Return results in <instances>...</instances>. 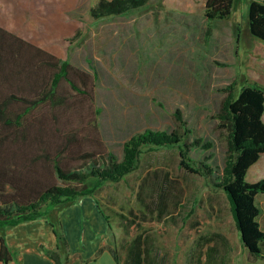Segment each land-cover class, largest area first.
Instances as JSON below:
<instances>
[{
    "label": "rangeland",
    "instance_id": "obj_1",
    "mask_svg": "<svg viewBox=\"0 0 264 264\" xmlns=\"http://www.w3.org/2000/svg\"><path fill=\"white\" fill-rule=\"evenodd\" d=\"M97 1L47 0L40 15L32 3L37 0H22L30 5L21 14L0 0V32L5 34L0 50L9 55L8 61L0 58V181H15L12 194H5L0 182V202L28 203L46 187L61 184L55 160L67 170H87L106 161L109 152L121 159L123 142L136 132H181L176 109L191 129L187 142L199 137L211 143L192 147L191 157L209 163L211 183L221 175L228 130L219 126L216 114L225 88L264 84V41L250 33V0H235L229 17L213 20L204 16L205 0H147L126 13L96 18L90 8ZM14 47L20 52L14 53ZM63 59L79 90L62 78L44 99ZM179 163L175 147L151 150L136 170L106 184L103 211L109 214L114 240L121 245L126 236L149 235L147 229L155 226L143 221L168 217L172 223L150 231L160 235L165 251L174 253V264H196L198 251L204 253L207 244L212 254L217 243L224 250L223 264L233 263L231 249L241 250L235 263L241 264L246 254L235 243L238 231L225 192L211 190L202 175ZM263 177L264 154L247 172L249 181ZM160 192L164 202L157 199ZM255 200L264 206V193ZM53 209L48 217L57 213ZM260 213L264 227V209ZM12 227H0V234Z\"/></svg>",
    "mask_w": 264,
    "mask_h": 264
},
{
    "label": "trees",
    "instance_id": "obj_2",
    "mask_svg": "<svg viewBox=\"0 0 264 264\" xmlns=\"http://www.w3.org/2000/svg\"><path fill=\"white\" fill-rule=\"evenodd\" d=\"M146 2L147 0H98L91 6L90 13L96 18L122 14L142 6ZM234 2L235 0H205L204 16L210 20L227 18L232 11ZM248 20L250 33L264 41V0H250ZM2 34L0 32L1 39L5 36ZM13 38L16 39L14 36ZM13 43L4 42L5 45L9 46H12ZM16 43L23 47L26 46V43H22L19 39ZM1 49L4 51L0 50V58L3 57V60L8 61L9 55L4 48ZM8 50L11 51L12 49ZM16 51L20 52L14 47V53ZM24 54H26L25 48ZM18 55V58L22 56L21 53ZM15 62L18 61L15 60ZM69 66L70 63L67 59L59 61V69L53 73L50 85L44 93V99L49 98L54 93L59 80L62 78L73 89L79 90L68 77ZM2 67H5V64ZM225 91L227 93L221 102L216 118L220 120L219 126H224L228 130L227 155L221 175L216 176L217 180L213 183L209 179L212 174V167L209 163L196 160L190 155L192 147L208 148L211 143L203 142V139L199 137L187 142L191 129L186 126L180 110L176 109L175 118L181 127V132L179 130L166 131L150 128L136 132L123 142L121 159L109 152L106 161L102 164H91L87 170L79 168L67 170L55 160L53 162L54 171L62 183L46 187L36 199L28 203H19L14 200L0 202V227L15 226L22 222L39 219L46 216L58 205L69 203L81 196H93L97 188L104 182L119 181L136 170L146 152L175 147L180 154L179 164L185 170L202 175L211 190L219 188L225 192L243 246L253 257L264 259V252L261 249V244L264 242V230L258 222L260 208L255 200L258 193H264V177L256 181L247 179L249 168L264 154V84L251 81L237 89V85L233 83L229 84ZM40 100L42 98L37 99V101ZM37 101L32 102V104L35 105ZM1 106L0 104V119L4 117V109ZM29 108L26 107L24 112H27ZM21 117L22 113L17 114L15 119L18 121ZM5 122L9 123L10 119L6 118ZM2 181L5 183L6 192L13 189L15 181L10 179L0 182ZM5 194H12V191ZM100 212L106 219L109 218L102 209ZM58 236L59 239L63 238L61 232ZM0 242V260L7 264L14 251L8 247L3 235H0ZM55 264L61 263L57 260Z\"/></svg>",
    "mask_w": 264,
    "mask_h": 264
},
{
    "label": "crops",
    "instance_id": "obj_3",
    "mask_svg": "<svg viewBox=\"0 0 264 264\" xmlns=\"http://www.w3.org/2000/svg\"><path fill=\"white\" fill-rule=\"evenodd\" d=\"M6 1L10 2L8 4L9 8L20 14L22 9L30 5V3L22 5V0ZM37 1L32 3L35 4L38 13L42 15L43 7H47V0ZM0 26L4 27L1 22ZM8 30L12 31L10 28ZM257 169L258 167H255V171ZM108 182L110 181L104 182L97 188L93 196H81L68 204L66 203V205L61 204L54 207L55 210H58L55 216L48 217L49 211L42 218L19 223L10 228L6 234H0L4 236L8 247L14 251L11 260L7 264H55L57 260L61 264H174V259L172 258L174 253L165 251L168 247L159 245L160 235L157 237L156 233L150 231L151 229L154 230L155 227L159 228L161 223L164 227L165 223H172V220L168 219V217H158V219L151 222L143 221L144 224H153L155 226L147 229L151 234H138L135 237L126 236L128 241L122 242L121 245L117 244L113 238V228L109 214H106L109 217L106 219L100 212L101 209L103 210L106 207V202H108V197L107 195L105 196L106 192L104 193V188L108 186L106 185ZM157 199L159 202H164L165 196L163 192L159 193ZM257 205L261 211L264 209L262 204L257 203ZM261 216L262 213H259L258 222L264 230L260 222ZM200 223V221L194 222L196 225ZM59 232L63 235L62 239H59ZM236 236L235 243L239 248L242 244L239 232H237ZM200 238L206 240L205 236H200ZM164 240H168V237H165ZM216 245L215 252L211 254L207 249V244H205V255L201 248L198 251V263L197 259L195 263L223 264L224 250ZM173 248L176 247L173 245ZM242 248V252L244 255L246 254V257L244 256V259L240 261L241 264H264V259L253 257L244 246ZM231 250L235 251V254L229 258L232 260V264H235L241 250ZM202 257L205 258L203 259ZM0 264L4 263L0 260Z\"/></svg>",
    "mask_w": 264,
    "mask_h": 264
}]
</instances>
